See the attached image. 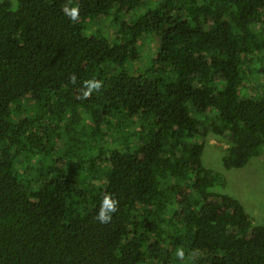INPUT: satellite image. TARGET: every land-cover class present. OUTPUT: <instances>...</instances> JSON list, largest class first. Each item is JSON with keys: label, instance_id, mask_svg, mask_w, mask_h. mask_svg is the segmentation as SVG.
<instances>
[{"label": "trees", "instance_id": "1", "mask_svg": "<svg viewBox=\"0 0 264 264\" xmlns=\"http://www.w3.org/2000/svg\"><path fill=\"white\" fill-rule=\"evenodd\" d=\"M210 135L264 149V0H0V264H264Z\"/></svg>", "mask_w": 264, "mask_h": 264}, {"label": "rangeland", "instance_id": "2", "mask_svg": "<svg viewBox=\"0 0 264 264\" xmlns=\"http://www.w3.org/2000/svg\"><path fill=\"white\" fill-rule=\"evenodd\" d=\"M203 140L206 142L203 154L205 165L226 174L227 184L222 191L234 195L242 202L254 224H264V149L244 167L226 170L222 162L227 147L224 141L215 135L199 139L201 142Z\"/></svg>", "mask_w": 264, "mask_h": 264}, {"label": "clouds", "instance_id": "3", "mask_svg": "<svg viewBox=\"0 0 264 264\" xmlns=\"http://www.w3.org/2000/svg\"><path fill=\"white\" fill-rule=\"evenodd\" d=\"M65 14L70 17L72 21H76L79 18V9L78 8H64ZM73 82H75V76H73ZM86 87L88 91L85 92V96L89 95L92 90L99 89L101 84L98 81L90 80L86 81ZM119 201L114 199L110 194L105 195L97 213L96 219L102 223L106 224L111 221L113 214L118 211ZM176 257L180 260H183L185 257V252L182 248H178L176 251Z\"/></svg>", "mask_w": 264, "mask_h": 264}]
</instances>
